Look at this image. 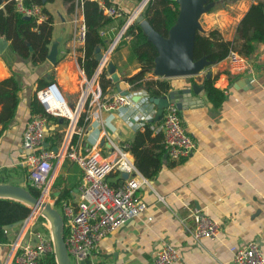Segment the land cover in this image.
I'll return each instance as SVG.
<instances>
[{"label":"crops","instance_id":"1","mask_svg":"<svg viewBox=\"0 0 264 264\" xmlns=\"http://www.w3.org/2000/svg\"><path fill=\"white\" fill-rule=\"evenodd\" d=\"M95 1L107 5L106 0ZM108 1L117 5L123 15L102 31L106 37V48L99 47V53L103 56L111 45L110 37L113 36L114 40L122 29L116 31L118 21L127 20L139 3L137 0ZM257 1L260 0H231L226 4V10L219 9L206 14L204 34L217 28L224 39L232 40L237 22L249 5ZM69 4L65 0H53L45 4L53 20L48 50L59 33L63 34L58 44L55 65L47 60L34 65L30 59L17 55L10 58L11 69L20 81V91L13 120L5 130H0V171L6 169L8 179L24 187L27 171L20 164L24 155L22 133L27 120L34 115L31 114L30 104L41 89L38 88L39 79L47 78L52 73L55 83L72 108L78 104L84 80L88 79L77 61L78 56L82 55L80 47L83 44L75 45L72 42V15L77 10L79 19L83 21V13L80 5L71 12ZM109 58L116 66L120 86L129 91L128 84L122 78L137 73L140 70L139 63L125 44L111 51ZM249 59L253 64L250 73L230 75L225 59L209 67L214 86L224 90L225 99L217 107L208 99L210 105L204 103L179 113L187 133L195 141V149L179 161L168 160L162 151V166L152 177L146 178L138 171L145 181L141 183L137 194L146 208L98 241L91 256L96 264H151L154 253L168 244L173 245L179 253L176 264H234L231 247L246 246L250 241H256L264 253V44L259 45ZM10 74L9 67L0 57V81ZM107 77H110L108 73ZM204 78L203 72L191 77V80L203 84ZM167 79L171 88L178 89L186 85V77ZM246 79L249 81L243 86H233L237 81ZM114 92H117L115 86L102 95L104 106L101 119L89 122L78 134H73L78 135L74 144L79 149L84 150L85 145L93 142L99 144L106 131L115 143H128L136 131H144L135 127L133 117L123 116L108 106L109 97ZM39 105L43 107L40 102ZM47 123L43 141L45 148L49 145L45 141L48 135L53 134L52 138H57L63 131L72 130L68 124L65 128L66 121L61 118L57 122L47 120ZM108 125L113 128L112 131H109ZM151 137L158 138L146 141L145 146L158 152L162 149V137L160 134H152ZM105 143L101 147L103 155H107L104 150H108V142ZM54 144L53 147H58V150L64 148L59 138ZM53 147L48 149L53 150ZM56 160L52 172L53 192L59 197L61 191L67 190V199H77L81 168L70 158H63L61 162ZM1 177L0 174V183H4ZM58 178L60 182L55 185ZM107 179L108 182L115 179L118 183L120 177L108 176ZM197 215L217 224L219 233L216 237L194 236ZM35 219L31 229L50 235L49 223L37 217ZM6 225L2 226L5 236L4 240H0V264H10L11 247L23 224L4 228ZM21 240L26 241L24 238Z\"/></svg>","mask_w":264,"mask_h":264},{"label":"built area","instance_id":"2","mask_svg":"<svg viewBox=\"0 0 264 264\" xmlns=\"http://www.w3.org/2000/svg\"><path fill=\"white\" fill-rule=\"evenodd\" d=\"M99 6L107 17L119 18L123 15L117 5L100 3ZM18 10L23 16L34 17L37 23L46 19L39 6L26 8L19 5ZM84 38V20L79 19L78 11L75 10L72 15V42L75 45H82ZM107 58L103 56L93 77L84 80L80 100L73 108L68 105L55 82L36 92V98L47 114L66 118L69 127L74 124L72 130L63 136V149L54 152L43 146L48 124L45 115L34 114L30 117L22 133L24 155L20 164L26 168L27 180L31 186L39 191L38 196L61 214L64 223V241L71 264H96L91 256L98 241L111 231L125 225L146 208V204L137 194L138 188L145 179L136 169L126 142L115 143L110 134L104 132L105 140L110 147L107 155H103L101 147L104 145L99 147L93 142L88 146L85 145V149L82 150L72 141L73 134H78L79 130L84 129L76 127L82 112L86 113L87 124L101 119L104 99L97 77L105 69ZM225 60L227 70L232 76L252 72L253 64L250 59L237 51H230ZM133 95L138 96L137 101L133 100ZM108 106L116 109L123 116L133 117L136 128H148L153 135L160 134L165 157L170 161L186 158L195 149V141L187 133L174 103H169L165 107L159 121L154 120L156 107L149 101V95L144 90L129 91L126 95L114 92L109 97ZM68 107L73 115L68 111ZM110 125H108L109 131H112ZM63 158L76 161L82 171L75 200H58V196L53 194L52 172L56 167L54 161L57 159L56 162H61ZM114 172L118 173L120 178L123 172L128 174L121 185L111 186L108 182V176ZM37 215L39 214L34 213L33 216L28 215L25 219L17 239L12 244L10 264H38L42 258L53 253L51 236L31 229ZM218 233L219 228L214 221L197 215L194 230L196 238L216 237ZM23 238L26 239L25 242L21 240ZM230 250L233 253L234 264H264V253L256 241H250L242 247H231ZM178 259L177 249L168 244L154 253L151 264H176Z\"/></svg>","mask_w":264,"mask_h":264},{"label":"trees","instance_id":"3","mask_svg":"<svg viewBox=\"0 0 264 264\" xmlns=\"http://www.w3.org/2000/svg\"><path fill=\"white\" fill-rule=\"evenodd\" d=\"M53 0H3V7L0 9V35L8 42L5 52L0 54L9 67L11 74L0 81V130H5L13 120L19 102L18 92L20 91V81L11 69V59L17 55L23 59H30L34 65L40 64L46 60L48 53V45L52 36V17L47 11L45 4ZM69 2V9L72 12L76 6H81L85 24V38L83 46L80 47L82 55L78 56L77 61L80 68L84 71L88 79L92 78L99 65L96 59L97 46L106 48L105 38L102 31L112 25L114 19L103 14L102 9L95 0H82L77 2L74 0H65ZM140 2L141 0H137ZM218 1V0H210ZM229 0H222L223 4ZM105 3H111L106 0ZM33 7L39 6L46 15V19L37 23L34 17L29 19L23 18V14L18 10V6ZM179 6L176 1L172 0H148L143 8L144 18L150 25L161 35L167 36L168 29L174 24L178 15ZM126 19H121L117 23L118 31L124 26ZM113 36L110 37V43L113 42ZM109 43V44H110ZM128 45L130 53L135 57L140 65V70L131 75L122 78L125 84H128L129 91L144 90L151 96H164L171 89L170 81L165 77L157 78L147 77L148 73H153L154 58L157 55L154 45L147 40L141 26L137 22H132L123 32L119 41L115 44L112 51L122 45ZM264 44V1L260 0L251 3L244 12L240 20L235 26L234 36L232 40H226L222 37L217 29H212L207 34L197 32L194 41V59H199L206 55L208 60L219 62L225 59L230 51H237L246 58H251L259 45ZM108 46V45H107ZM11 58V59H10ZM101 93L104 95L108 89H114V83L107 77L104 69L97 77ZM55 82L53 74L50 73L47 78L39 79L38 88H43L49 83ZM204 90L209 101L214 107L219 106L225 99L224 90L214 86V80L204 78ZM31 114L40 113L45 115L48 120L57 122L61 117H55L47 114L43 107L39 105L36 97L30 104ZM68 111L73 115L72 110L68 107ZM86 113H81L76 127H86ZM68 123L66 118H61ZM151 131L146 128L144 131H136L132 141L126 142L128 149L133 157L136 169L146 178L152 177L162 166L163 147L158 152H154L152 148L145 146L146 141H152L158 137H151ZM53 134L48 135L45 141L49 144L46 148L55 146L54 142L57 138H52ZM78 135L72 138L73 143L77 142ZM162 146V145H161ZM25 173L24 169L22 170ZM8 171L3 169L0 171L1 180L4 183H12L6 175ZM27 176V174H26ZM60 182L58 178L56 184ZM111 186H117V181L109 182ZM25 188L33 195L38 196L39 191L31 186L27 177L25 178ZM69 192L61 191L58 200L67 199ZM28 205L9 198H0V240H4L5 230L3 225L11 224L26 218L31 209ZM38 219L45 221L41 215ZM43 259V260H42ZM41 264H56L53 253L42 258Z\"/></svg>","mask_w":264,"mask_h":264},{"label":"water","instance_id":"4","mask_svg":"<svg viewBox=\"0 0 264 264\" xmlns=\"http://www.w3.org/2000/svg\"><path fill=\"white\" fill-rule=\"evenodd\" d=\"M176 1L179 6L178 15L173 25L170 26L167 32V36L161 35L157 32L150 23L144 18L141 13L142 9L148 2V0H141L138 3L136 10L128 17L124 26L114 38L110 47L104 54L107 58L105 70L109 74V78L114 84L116 91L121 95L128 94L127 89H123L120 86V77L116 71V66L109 58L110 53L118 42L123 32L132 22L140 24L144 34L154 47L156 48L157 55L154 58L153 74L165 78L174 77H186L185 86L181 88H171L170 91L164 96H151L149 101L156 107L155 121H159L163 115L165 107L169 103H174L181 113L188 108H197L204 103L210 105L208 97L204 91V85L193 82L191 77L197 76L204 72L205 78L211 77L212 71L210 66L215 62L208 60L206 55H203L199 59H194V41L197 32L201 31L200 16L202 13L209 11L211 1L210 0H172ZM264 1V0H263ZM3 7V0H0V9ZM23 18L29 19V16L24 15ZM204 33V31L202 32ZM62 32L54 39L46 55V60L52 65L56 64V55L58 53V44L62 39ZM9 42L0 35V54L3 53ZM103 46H97L95 52L97 53L96 59H102L103 55L99 53L100 48ZM248 79L239 80L233 84L235 88L243 86L248 83ZM133 100L137 101L138 96L133 95ZM84 96L82 97V102ZM74 124L72 123V126ZM71 126V127H72ZM105 137L100 139L99 147L106 144ZM46 146V142H44ZM108 147H110L108 143ZM58 147H53V151L57 152ZM127 173L123 172L118 184L121 185L123 179L127 178ZM54 195H58L55 191ZM0 198H9L16 201H20L29 207L31 212L29 216H33L34 213L40 214L49 223V231L53 242V253L56 264H71L70 257L66 249L64 241V223L63 218L59 211L50 204L43 201L42 197L33 196L24 186L12 184V183H0ZM28 217V216H27ZM26 217V218H27ZM25 218V219H26ZM24 220H20L17 223L6 225L4 228H10L12 226L24 223Z\"/></svg>","mask_w":264,"mask_h":264},{"label":"rangeland","instance_id":"5","mask_svg":"<svg viewBox=\"0 0 264 264\" xmlns=\"http://www.w3.org/2000/svg\"><path fill=\"white\" fill-rule=\"evenodd\" d=\"M231 0H229L227 3H229ZM227 3H224L223 4V2H222V0H218V1H211V5H210V9H209V11H207V12H204V13H202L201 14V16H200V19H199V22H200V26H201V31H199V32H203L204 31V28H205V26H206V24H205V19H204V17H205V15L206 14H209L210 12H213V11H218L219 9H227L226 8V4ZM143 10V9H142ZM143 11H141V13H142ZM143 14V13H142ZM214 29H217V28H214ZM207 33V32H206ZM148 74H150L149 75V78H156V77H158V76H156V75H154L152 72L151 73H148ZM148 77V76H147ZM67 100H69V98L67 99ZM70 101V100H69ZM67 124L68 123H66L65 124V128L67 127ZM67 129V128H66ZM69 132V131H68ZM66 134V131H63V133H60V135L58 136V138H59V140H60V143L62 142V139H63V136ZM104 153L106 154V153H108V150H104ZM27 173V172H26ZM113 176H117L118 177V173H111L110 175H109V177H113ZM110 179V178H109ZM112 180V179H111ZM110 181V180H109ZM115 181V179H113L112 180V182H114ZM111 182V181H110ZM48 223V222H47ZM49 225V224H48Z\"/></svg>","mask_w":264,"mask_h":264}]
</instances>
